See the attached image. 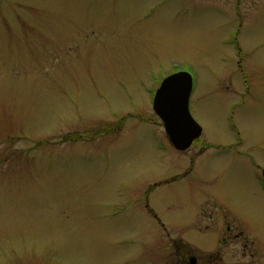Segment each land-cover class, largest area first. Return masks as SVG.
<instances>
[{
	"label": "rangeland",
	"instance_id": "1",
	"mask_svg": "<svg viewBox=\"0 0 264 264\" xmlns=\"http://www.w3.org/2000/svg\"><path fill=\"white\" fill-rule=\"evenodd\" d=\"M259 169L264 0H0V264H264Z\"/></svg>",
	"mask_w": 264,
	"mask_h": 264
},
{
	"label": "water",
	"instance_id": "2",
	"mask_svg": "<svg viewBox=\"0 0 264 264\" xmlns=\"http://www.w3.org/2000/svg\"><path fill=\"white\" fill-rule=\"evenodd\" d=\"M191 90V75L180 71L161 81L152 101V110L161 121L169 143L180 152L187 150L202 132L189 112Z\"/></svg>",
	"mask_w": 264,
	"mask_h": 264
},
{
	"label": "flooded vegetation",
	"instance_id": "3",
	"mask_svg": "<svg viewBox=\"0 0 264 264\" xmlns=\"http://www.w3.org/2000/svg\"><path fill=\"white\" fill-rule=\"evenodd\" d=\"M154 95V94H153ZM152 99H153V96H152ZM260 170V173H261V183H262V186H263V188H264V178H263V176H262V174H263V171H264V169L262 170V169H259ZM224 228H225V232L224 233H228L229 231H230V227L228 226V225H224ZM236 237L237 236H235L234 238L236 239ZM221 241V243L224 245V244H226V242H225V240L224 239H222V240H220ZM218 254V252L216 253V254H214L210 259H209V261L211 262L212 260H215L216 262L218 261V260H221V258H220V256L219 255H217ZM169 259H170V261H173V263L175 264H187V262L189 263V264H192L191 262H192V260L194 261L193 262V264H195V262H196V259L193 257V256H189L188 257V259H187V261H186V259H184V258H182V257H179V258H172L171 259V257H169Z\"/></svg>",
	"mask_w": 264,
	"mask_h": 264
}]
</instances>
